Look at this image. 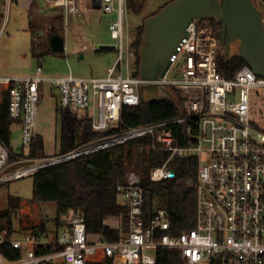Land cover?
<instances>
[{
	"label": "built area",
	"instance_id": "obj_1",
	"mask_svg": "<svg viewBox=\"0 0 264 264\" xmlns=\"http://www.w3.org/2000/svg\"><path fill=\"white\" fill-rule=\"evenodd\" d=\"M3 1L7 8L15 0ZM43 1L51 8L62 9L66 19L81 17L83 6L84 11L111 15L110 33L116 41L117 58L101 78L72 74L46 77L42 65L33 77L0 76V106L7 100L24 147L23 155L14 154L0 137V186L148 138L149 149L169 154L163 165L150 170L153 182L174 179L177 158L197 159V179L188 182L197 195L195 225L176 234L166 209H158L154 215L145 211L143 177L135 168L118 186L128 211L119 240L110 241L103 235L91 240L82 213L74 215L53 240L47 239L49 234L41 240L30 226L13 229V234L5 227L0 229V245L10 244L21 256L10 259L0 251V264H54L58 260L65 264H157L155 253L159 248L181 253L184 264H264V128L251 117V90H264V77L256 75L249 65L241 67L233 78L224 77L218 68L224 48L221 27L213 26L210 20L195 19L171 53L166 74L143 81L129 65L127 0ZM144 83L175 89L183 99L184 116L126 126L123 111L140 105L139 88ZM45 84L59 91L62 109L86 113L93 131L101 135L65 153L34 152L26 156L40 137L38 110ZM21 212L23 217L27 215ZM41 245L58 249L41 253Z\"/></svg>",
	"mask_w": 264,
	"mask_h": 264
},
{
	"label": "trees",
	"instance_id": "obj_2",
	"mask_svg": "<svg viewBox=\"0 0 264 264\" xmlns=\"http://www.w3.org/2000/svg\"><path fill=\"white\" fill-rule=\"evenodd\" d=\"M135 4L134 0H130V7L138 11ZM62 12L63 15L60 17L64 19L65 13L63 10ZM4 21L5 15L0 11V32ZM210 22L215 27L219 26L214 20ZM143 32L144 23L139 27L135 42L137 65L136 70L133 71L135 76L139 75L138 50L142 43ZM55 35L57 33L50 34L51 38ZM245 65H248L247 62L239 56L229 62L223 61L221 56L218 59L219 72L226 78H233L235 73ZM171 90L175 97L174 100H142L139 106L125 107L123 111L125 125L138 126L184 116L183 99L175 89ZM64 111L66 110L62 109L63 129L60 136V152H68L101 135L93 131L90 118L77 119L75 115L65 114ZM13 124L6 100L0 106V137L9 147ZM40 143L42 141L39 137L33 146L37 149ZM148 145V138H139L62 165L42 169L33 177L31 203L40 205L42 202H55L59 214L70 210L83 212L89 234L103 235L107 240L116 241L121 238L128 217V211L120 200L118 186L125 183V176L129 170L137 168L142 174L146 190L145 211L154 215L158 209H166L171 216L172 230L176 234L183 233L195 225L197 195L188 187V182L197 179L198 161L195 157L177 158L175 161L177 167L174 168L176 177L156 183L149 177L150 170L163 165L169 154L149 149ZM140 152L141 159L136 162V156ZM35 154H37L36 150ZM22 201L21 198L11 197L10 208L0 210V229L8 227L9 232L13 234L12 210L21 207ZM111 217L120 219L118 230L106 223V220ZM57 222L61 225L60 220ZM47 231L46 223L32 228V232L38 238L47 237ZM57 249L52 245H41L38 247V252L47 253ZM0 251L10 259H17L21 256V252L15 250L10 244H1ZM155 254L157 264H184L181 253L177 251L159 248Z\"/></svg>",
	"mask_w": 264,
	"mask_h": 264
},
{
	"label": "rangeland",
	"instance_id": "obj_3",
	"mask_svg": "<svg viewBox=\"0 0 264 264\" xmlns=\"http://www.w3.org/2000/svg\"><path fill=\"white\" fill-rule=\"evenodd\" d=\"M171 0H146L142 6L137 4L135 11L127 0L125 25L127 40L130 47L129 65L136 70L135 42L139 27L145 19L155 14ZM6 20L0 32V76L27 78L37 75V69L43 66L46 77H68L70 74L78 78L105 77L107 69L115 63L117 50L116 41L110 33L111 15L100 11H84L82 16L62 19V10L51 8L42 0H15L9 7L0 3V11L6 12ZM9 9V10H8ZM140 9V10H139ZM52 38L59 40V48L53 47ZM36 45V47H34ZM105 47L112 48L106 50ZM134 47V48H133ZM52 49V50H51ZM50 50V51H49ZM127 58V57H126ZM126 72V71H125ZM179 76V73L176 75ZM251 117L260 127L264 128V90H251ZM61 96L58 90L44 85L38 110L37 134L42 141L39 153L52 155L60 151L62 123ZM76 113V110H73ZM84 118V112L74 114ZM10 147L15 154L22 155L24 147L21 130L14 125L11 128ZM30 152H26L29 156ZM141 159V152L136 162ZM21 198L31 203L33 197V177H26L0 186V210L10 208V198ZM121 200V196H120ZM122 201V200H121ZM40 211L34 208L32 216L25 218L46 223L52 231V237L59 234L57 220L69 224L73 217L70 213L59 214L55 202L40 203ZM21 207L12 210L13 229L20 230L24 217ZM27 220V219H26ZM107 224L117 226L118 221L107 220ZM31 226V225H30ZM25 227V226H23ZM27 227V226H26ZM23 236H20L22 238ZM54 264H63L54 262Z\"/></svg>",
	"mask_w": 264,
	"mask_h": 264
},
{
	"label": "water",
	"instance_id": "obj_4",
	"mask_svg": "<svg viewBox=\"0 0 264 264\" xmlns=\"http://www.w3.org/2000/svg\"><path fill=\"white\" fill-rule=\"evenodd\" d=\"M145 1L137 0V4L142 6ZM263 17L264 0H171L144 21L138 76L143 81L163 77L171 65L169 57L176 44L197 19L214 20L221 27L223 61L239 56L256 75L264 77ZM51 42L56 49L61 44L56 37ZM139 92L143 101L175 99L165 85L144 83Z\"/></svg>",
	"mask_w": 264,
	"mask_h": 264
},
{
	"label": "crops",
	"instance_id": "obj_5",
	"mask_svg": "<svg viewBox=\"0 0 264 264\" xmlns=\"http://www.w3.org/2000/svg\"><path fill=\"white\" fill-rule=\"evenodd\" d=\"M43 1V0H42ZM41 65V64H40ZM101 78V77H100ZM45 85H49V84H45ZM44 88V87H43ZM42 92H43V89H42ZM62 110V109H61ZM74 110V109H73ZM77 112L76 113H73V111L70 109V110H66V111H64V113L65 114H72V115H74V114H77L78 115V112H80V111H78V110H76ZM83 113V112H82ZM79 118H77V119H80V117L81 116H78ZM85 117H87V114L86 113H84V118ZM83 119V118H82ZM14 125H16V126H18L19 127V124H14ZM20 128V127H19ZM40 145H41V143L39 144V146L37 147V149L35 148V147H33L34 148V150L32 151V152H30V155H32L34 152H35V150L37 151V153H39V147H40ZM11 150H12V152L15 154V152L13 151V149L11 148ZM23 154H24V152H23ZM22 154V155H23ZM21 210H24L25 211V213L27 214V215H30V216H32V211L31 210H33L34 208H36V209H38V211H40L39 209H40V206L38 205V204H33V203H30L29 201H26L25 199H23V201H22V205H21ZM67 213H70V214H72V216H74V215H76V214H84L83 212H80V211H74V210H70V211H68ZM25 217H27V216H24V220H23V223H22V227L23 226H30V227H35V226H37V225H39L40 223L38 222V221H35V220H31V219H33V218H30V219H28V218H25ZM27 219V220H26ZM114 219H116L117 221H118V225L117 226H113V225H110V224H108L109 226H111L112 228H114V229H119L120 228V219H118V218H116V217H111V218H108L107 220H114ZM106 220V221H107ZM59 223V222H58ZM58 223H57V225H56V227L55 228H58L57 229V231H59V233L60 232H62V230L65 228V227H67V225L68 224H63V223H61V225H58ZM47 227H48V231H47V234H49V237L47 238V239H49V240H53L54 238H55V236H53L52 237V231L54 230V229H52V228H49V225L47 224ZM25 228V227H24ZM124 231H122V233H123ZM46 234V235H47ZM90 238H91V240H96L97 238H99V236H90ZM41 240H44L45 238H40ZM58 262H62L63 264H65L62 260H58Z\"/></svg>",
	"mask_w": 264,
	"mask_h": 264
}]
</instances>
